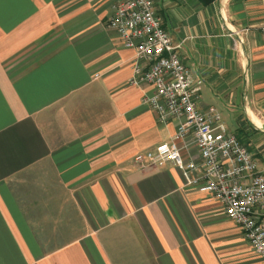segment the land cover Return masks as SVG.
<instances>
[{
	"label": "crops",
	"instance_id": "0c3cea01",
	"mask_svg": "<svg viewBox=\"0 0 264 264\" xmlns=\"http://www.w3.org/2000/svg\"><path fill=\"white\" fill-rule=\"evenodd\" d=\"M122 0H0V264H264L218 202L136 154L174 142L108 27ZM264 175V0H152Z\"/></svg>",
	"mask_w": 264,
	"mask_h": 264
},
{
	"label": "built area",
	"instance_id": "2783aa9c",
	"mask_svg": "<svg viewBox=\"0 0 264 264\" xmlns=\"http://www.w3.org/2000/svg\"><path fill=\"white\" fill-rule=\"evenodd\" d=\"M109 29L122 45L134 51L131 86L149 85L142 100L158 123L176 122V138L192 140L197 159H185L182 148L165 142L136 154L132 163L141 170L169 164L182 171L186 185L218 202L235 223L254 254L264 262V175L239 137L227 131L216 109L201 110V82L195 81L156 14L152 0H122L113 10ZM264 32V25L262 26Z\"/></svg>",
	"mask_w": 264,
	"mask_h": 264
},
{
	"label": "trees",
	"instance_id": "16d2710c",
	"mask_svg": "<svg viewBox=\"0 0 264 264\" xmlns=\"http://www.w3.org/2000/svg\"><path fill=\"white\" fill-rule=\"evenodd\" d=\"M202 6H209L218 0H196Z\"/></svg>",
	"mask_w": 264,
	"mask_h": 264
}]
</instances>
